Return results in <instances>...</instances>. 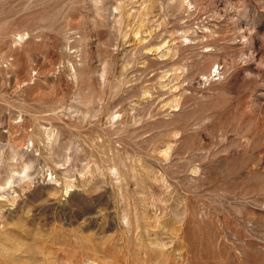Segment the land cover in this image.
I'll list each match as a JSON object with an SVG mask.
<instances>
[{"label": "rangeland", "instance_id": "374dc122", "mask_svg": "<svg viewBox=\"0 0 264 264\" xmlns=\"http://www.w3.org/2000/svg\"><path fill=\"white\" fill-rule=\"evenodd\" d=\"M0 264H264V0H0Z\"/></svg>", "mask_w": 264, "mask_h": 264}]
</instances>
